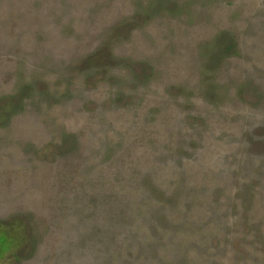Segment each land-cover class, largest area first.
I'll return each mask as SVG.
<instances>
[{
	"label": "rangeland",
	"instance_id": "obj_1",
	"mask_svg": "<svg viewBox=\"0 0 264 264\" xmlns=\"http://www.w3.org/2000/svg\"><path fill=\"white\" fill-rule=\"evenodd\" d=\"M0 264H264V0H0Z\"/></svg>",
	"mask_w": 264,
	"mask_h": 264
}]
</instances>
